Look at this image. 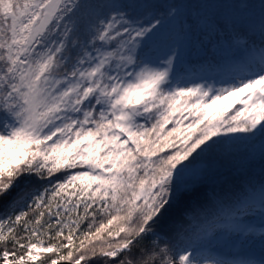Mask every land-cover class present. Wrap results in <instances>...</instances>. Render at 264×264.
<instances>
[{
	"label": "snow or ice",
	"instance_id": "snow-or-ice-1",
	"mask_svg": "<svg viewBox=\"0 0 264 264\" xmlns=\"http://www.w3.org/2000/svg\"><path fill=\"white\" fill-rule=\"evenodd\" d=\"M248 3L217 19L155 0H0V264H264V0L258 19ZM196 45L218 60L182 75ZM221 146L258 157L259 181L214 189L162 234Z\"/></svg>",
	"mask_w": 264,
	"mask_h": 264
},
{
	"label": "trees",
	"instance_id": "trees-1",
	"mask_svg": "<svg viewBox=\"0 0 264 264\" xmlns=\"http://www.w3.org/2000/svg\"><path fill=\"white\" fill-rule=\"evenodd\" d=\"M155 2L161 4H179L190 13H197L201 16L215 14L217 19H222L223 16L227 14L237 13L241 8L240 0H155ZM248 2V12L258 19L260 15L259 3L261 0H248ZM160 11H166V9L162 8ZM167 31L171 33V25L168 26ZM170 41L171 39L168 40V42ZM160 46L162 47V45ZM192 54H205L208 60L213 61L215 59L216 62L218 60L213 57L211 46H208V48L205 49L196 45L190 52H187L188 56H191ZM190 60L193 69H195L194 67L196 65L193 63L192 59ZM187 62L189 65V61ZM185 68V66L181 65L180 71L184 73ZM187 122L188 121H185V124H187ZM170 127L171 125H169V128ZM219 148L223 147L221 146ZM166 154L167 153H162V155ZM210 155H212L211 152L202 158V163L205 164L204 169L209 172L211 179L208 183L202 186L199 203L196 206H193L191 202H182L178 207L174 208L163 223L162 234L167 233L168 235H174L183 226H186L190 222V217L192 215L197 211H203V209L199 207V204L202 203L211 206V196L214 189L217 192L222 189L227 190L240 185L242 182H245L250 178L259 181L261 165L258 157L255 160H249L246 159L244 155H235L231 152L229 155L223 157L212 158ZM45 187L50 188L51 186L45 182H38L31 186L28 191L43 192ZM7 210L9 209L0 207V216H3L4 212ZM99 219L102 218L98 217V220ZM86 224L87 222H85L82 227H85ZM157 231H160L159 227L157 228Z\"/></svg>",
	"mask_w": 264,
	"mask_h": 264
},
{
	"label": "rangeland",
	"instance_id": "rangeland-1",
	"mask_svg": "<svg viewBox=\"0 0 264 264\" xmlns=\"http://www.w3.org/2000/svg\"><path fill=\"white\" fill-rule=\"evenodd\" d=\"M172 43V41L168 42V39H165V42H162L160 44H158V46L156 47V51L154 52V57H163L166 55L167 51H168V45H170ZM164 44V46H163ZM162 45V47L160 46ZM227 51L224 50V51H218V55H227ZM193 61V63L196 65L194 68V70H199L201 69L202 66L206 67L207 64L209 62H212V63H216L215 59L212 61V60H208L207 57L205 56V54L203 55H195V54H192L191 56H188L187 55V52L185 53V57H184V62L182 64H178L177 65V71H179L182 75H188V73H186L184 71L181 72V65L185 66L186 68L188 69H193L192 65H191V60ZM218 59V58H216ZM189 61V65H188V62ZM197 67V68H196ZM205 75L209 76V83L212 82V79L213 77L211 76L210 73H206ZM239 107V106H237ZM212 155H210L212 158L213 157H223V156H227L229 155V151H227L224 147L223 148H215L212 152ZM231 153L235 154V155H243L241 152H238V151H232ZM202 160H199L197 162V166L200 167V168H205V164L202 163Z\"/></svg>",
	"mask_w": 264,
	"mask_h": 264
},
{
	"label": "bare ground",
	"instance_id": "bare-ground-1",
	"mask_svg": "<svg viewBox=\"0 0 264 264\" xmlns=\"http://www.w3.org/2000/svg\"><path fill=\"white\" fill-rule=\"evenodd\" d=\"M257 227H259V225H257ZM257 239H258V237H257Z\"/></svg>",
	"mask_w": 264,
	"mask_h": 264
}]
</instances>
